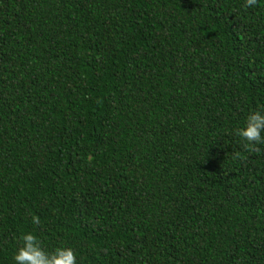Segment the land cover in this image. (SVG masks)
<instances>
[{"label": "trees", "instance_id": "obj_1", "mask_svg": "<svg viewBox=\"0 0 264 264\" xmlns=\"http://www.w3.org/2000/svg\"><path fill=\"white\" fill-rule=\"evenodd\" d=\"M259 107L264 0H0V264H264Z\"/></svg>", "mask_w": 264, "mask_h": 264}, {"label": "clouds", "instance_id": "obj_2", "mask_svg": "<svg viewBox=\"0 0 264 264\" xmlns=\"http://www.w3.org/2000/svg\"><path fill=\"white\" fill-rule=\"evenodd\" d=\"M257 0H244V7H253ZM236 136L245 148L256 149L264 144V107L250 110L243 121V125L235 129ZM240 157L241 153L236 152ZM32 222L38 224L40 218L33 216ZM19 246L13 254L15 264H78L77 255L72 247L59 245L52 249L44 247L39 235L28 230L20 233Z\"/></svg>", "mask_w": 264, "mask_h": 264}]
</instances>
